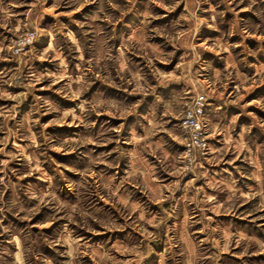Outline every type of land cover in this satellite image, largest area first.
<instances>
[{"label": "rangeland", "instance_id": "1", "mask_svg": "<svg viewBox=\"0 0 264 264\" xmlns=\"http://www.w3.org/2000/svg\"><path fill=\"white\" fill-rule=\"evenodd\" d=\"M0 264H264V0H0Z\"/></svg>", "mask_w": 264, "mask_h": 264}, {"label": "built area", "instance_id": "2", "mask_svg": "<svg viewBox=\"0 0 264 264\" xmlns=\"http://www.w3.org/2000/svg\"><path fill=\"white\" fill-rule=\"evenodd\" d=\"M196 104L198 105V109H199V112L202 113V105H203V97L202 96H199L197 101H196ZM197 105H195L197 107ZM197 111H191L188 115V119L186 120L187 121V125L189 127H193L194 130H198L200 131L202 128H201V124L200 122L197 120L198 118V114H196ZM197 118V119H196Z\"/></svg>", "mask_w": 264, "mask_h": 264}]
</instances>
